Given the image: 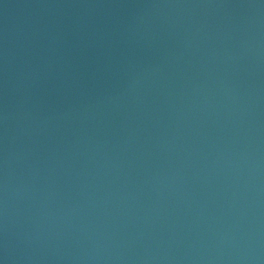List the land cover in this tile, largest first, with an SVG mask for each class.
<instances>
[{"label": "water", "instance_id": "obj_1", "mask_svg": "<svg viewBox=\"0 0 264 264\" xmlns=\"http://www.w3.org/2000/svg\"><path fill=\"white\" fill-rule=\"evenodd\" d=\"M0 264H264V0H0Z\"/></svg>", "mask_w": 264, "mask_h": 264}]
</instances>
